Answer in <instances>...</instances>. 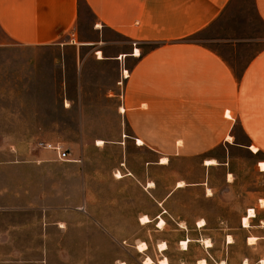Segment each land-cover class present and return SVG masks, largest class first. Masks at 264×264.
I'll return each mask as SVG.
<instances>
[{"label":"crops","instance_id":"crops-1","mask_svg":"<svg viewBox=\"0 0 264 264\" xmlns=\"http://www.w3.org/2000/svg\"><path fill=\"white\" fill-rule=\"evenodd\" d=\"M231 3L0 0L5 43L46 46L66 35L73 40L82 5L91 13L95 29L109 28L130 43L121 58L128 77L117 84L118 132L97 139L104 141L102 145L95 140L70 152L66 164L0 163V264H46L49 253L68 251L66 240L72 237L81 251L98 252L101 236L119 242L121 253L113 264H143L146 257L151 264L164 258L167 264H210L206 253L213 252L212 246L195 254L189 245L187 226L195 219L178 220L177 215L175 220L172 206L181 203L184 192L205 191L209 169L225 165V159L215 158L230 142L228 137H237L236 126L242 146H253L257 151L252 153L260 156L257 163L264 161V45L203 35ZM252 8L264 27V0H252ZM191 158H213L218 164L205 166L202 159L198 170L206 174L196 178L180 172L166 182L159 175ZM179 181L185 185L178 186ZM142 215L149 221L142 222ZM256 217L255 212L249 221ZM170 219L183 223L174 229L180 235L174 249L164 240L153 242L165 235ZM252 228V236L264 242V218ZM184 240L186 248L180 245ZM163 242L166 248L160 250ZM140 243L146 248L139 251ZM28 253L39 256L26 263L9 256ZM225 262L221 257L215 264Z\"/></svg>","mask_w":264,"mask_h":264},{"label":"rangeland","instance_id":"rangeland-1","mask_svg":"<svg viewBox=\"0 0 264 264\" xmlns=\"http://www.w3.org/2000/svg\"><path fill=\"white\" fill-rule=\"evenodd\" d=\"M95 26L91 13L82 5L80 19L72 29L73 40L66 35L46 46L5 43L0 31V163L41 160L50 165L66 164L44 145H61L69 153H75L84 145L110 138L120 130L116 58L126 53L130 43L109 28L95 29ZM203 35L245 38L247 43L264 45V27L254 17L252 0H232L222 19ZM97 52L103 59L97 58ZM235 133L237 137H228L230 142L222 146L215 158L225 159V165L207 172L206 189L211 188L212 195L206 189L184 192L181 203L172 206V213L176 214L175 220L177 215L178 220L195 219L187 226L189 245L198 254L197 249L204 250V242L209 241L213 248L212 253H206L210 264L221 257L226 259L225 264H264L263 240L247 244V237L254 235L248 230L264 218V208L258 202V198L264 197V172L259 171L260 156L252 153L257 150L242 146L237 126ZM202 159L206 158L188 159L159 175L166 182H171L180 172L190 178L203 176L206 172L198 170L197 164ZM56 172L59 175L60 169ZM248 208L257 213L249 221L252 229L240 224ZM170 221L165 235L153 238V242L161 239L174 249L180 243L178 230L174 229L183 223ZM199 221L204 222L202 227H197ZM57 234L54 230L53 236L59 240ZM66 243L68 251L49 253L46 264H113L121 253L119 242L103 236L98 242V252H83L81 246L78 249L76 237L68 238ZM9 256L26 263L39 254Z\"/></svg>","mask_w":264,"mask_h":264},{"label":"bare ground","instance_id":"bare-ground-1","mask_svg":"<svg viewBox=\"0 0 264 264\" xmlns=\"http://www.w3.org/2000/svg\"><path fill=\"white\" fill-rule=\"evenodd\" d=\"M138 52H139L138 49H135V50H134V54H135V55H138ZM98 54H99L98 58H102L101 53H100V52H97V55H98ZM123 56H124V55L121 54V55H120V58H122ZM65 105H66V106L68 105L67 102L65 103ZM120 111H122V109H120ZM228 115H229V114H228ZM230 138H231V137H230ZM103 143H104L103 140H97V145H102ZM138 143H140V141H138ZM161 160H162V162H165V161H166V157H165L164 159H161ZM161 160H160V161H161ZM203 164H204L205 166H210V165H215V164H217V162H216L213 158H208V159H204ZM258 167H259V170H260V171H264V161H260V162H258ZM116 176L121 178V175H120L119 172L116 173ZM229 176H230V174L228 175V177H229ZM228 180H230V179L228 178ZM149 183H150V185H151L152 182H149ZM149 183H148V184H149ZM152 184H153V183H152ZM183 184H184L183 181H179V182H177V185H178V186H182ZM184 185H185V184H184ZM206 190H207V192H208V193H207L208 195L211 194L209 188H207ZM259 203H260V206H261V207H264V200H263V199H259ZM254 216H255V211H254V209H253V208H248L246 215H244V216L242 217V219H241V224H242V226H243V227H249V219L252 218V217H254ZM140 220H141L142 222H148V221H149L148 217H147V216H143V215H142V217H141ZM198 223H199V227H201V226L204 225V222H203V221H199ZM163 224H164L163 220H160L159 225L162 227ZM159 225H158V226H159ZM256 240H257V237H255V236H249L248 239H247V242H248V244H254ZM228 242H231V239H230V238H228ZM187 243H188V241H185V240H184V241H181V244H180V245H181L183 248H186V247H187ZM204 243H205V246H206V247H210V246H211V243H210L209 241H207V240H206ZM158 247H159L160 250H163V249L166 248V244L163 242V243L159 244ZM144 248H146V244H145V243L137 244V249H138L139 251H140V250H143ZM151 263H152V260H151L149 257H146V258L144 259V261H143V264H151ZM158 263H159V264H167V260L164 258V259L159 260ZM120 264H124V263H121V262H120ZM199 264H205V260H200V261H199ZM222 264H223V263H222Z\"/></svg>","mask_w":264,"mask_h":264},{"label":"built area","instance_id":"built-area-1","mask_svg":"<svg viewBox=\"0 0 264 264\" xmlns=\"http://www.w3.org/2000/svg\"><path fill=\"white\" fill-rule=\"evenodd\" d=\"M96 56H97V54H96ZM118 61L120 63V72H119V80H118L117 84L119 86H121L123 80L128 77V71L122 65V60H121L120 56L118 57ZM44 146L54 150L60 160H65V161L70 160L69 159V154H70L69 151L66 149H63L61 145H52L51 143H46Z\"/></svg>","mask_w":264,"mask_h":264}]
</instances>
